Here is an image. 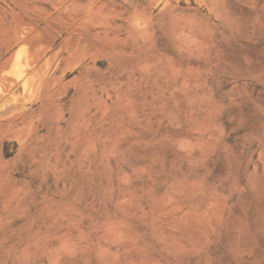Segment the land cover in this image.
Segmentation results:
<instances>
[{
  "label": "rangeland",
  "instance_id": "rangeland-1",
  "mask_svg": "<svg viewBox=\"0 0 264 264\" xmlns=\"http://www.w3.org/2000/svg\"><path fill=\"white\" fill-rule=\"evenodd\" d=\"M0 93V264H264V0H0Z\"/></svg>",
  "mask_w": 264,
  "mask_h": 264
},
{
  "label": "bare ground",
  "instance_id": "bare-ground-1",
  "mask_svg": "<svg viewBox=\"0 0 264 264\" xmlns=\"http://www.w3.org/2000/svg\"><path fill=\"white\" fill-rule=\"evenodd\" d=\"M17 42V41H16ZM12 57V56H11ZM25 58L22 57V52L17 51L13 57L11 58L10 64H9V70L8 74L14 79V81L17 83H20L24 88H27L29 85V69H28V63L24 61ZM26 60V59H25ZM31 62V61H30ZM31 65V64H29ZM32 67V65H31ZM33 74V73H32ZM31 75V74H30ZM33 77V76H32ZM34 78V77H33ZM39 78V77H38ZM35 79V78H34ZM42 79V77H41ZM34 81V80H33ZM38 81V80H37ZM10 82V81H9ZM11 84V83H10ZM9 84V85H10ZM35 84V83H34ZM2 85V84H1ZM8 85V86H9ZM13 85V84H12ZM19 85V84H18ZM38 85V84H37ZM7 86V84H6ZM34 87V86H33ZM30 88V87H29ZM35 88V87H34ZM36 89V88H35ZM28 90V89H27ZM4 91V90H3ZM4 93V92H3ZM12 93V92H11ZM10 93V94H11ZM1 94V93H0ZM4 98V96H3Z\"/></svg>",
  "mask_w": 264,
  "mask_h": 264
}]
</instances>
